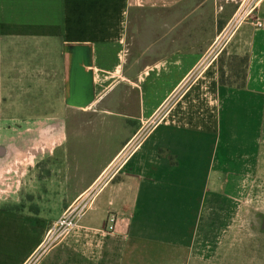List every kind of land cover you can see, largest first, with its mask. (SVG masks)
<instances>
[{"label":"crops","instance_id":"0c3cea01","mask_svg":"<svg viewBox=\"0 0 264 264\" xmlns=\"http://www.w3.org/2000/svg\"><path fill=\"white\" fill-rule=\"evenodd\" d=\"M234 10L220 0H0V264L30 260L48 224L8 206L46 196L67 207L165 105L124 171L35 264H264V2L262 26H242L188 80ZM77 45L92 49L95 100L84 109L64 103V48ZM233 59L244 61L235 87L220 77Z\"/></svg>","mask_w":264,"mask_h":264},{"label":"built area","instance_id":"2783aa9c","mask_svg":"<svg viewBox=\"0 0 264 264\" xmlns=\"http://www.w3.org/2000/svg\"><path fill=\"white\" fill-rule=\"evenodd\" d=\"M263 2L264 0H238L232 15L215 35L206 51L201 55L195 67L190 72L188 80L201 75L221 55L242 26L246 24H252L257 28L262 26L255 19V13ZM166 106L159 109L146 121L141 122L138 130L125 141L91 185L52 223L46 234L47 243H54L72 231L84 213L93 205L98 194L124 171L128 162L139 151L164 116ZM116 223V214L109 212L106 217L105 230L107 232H113Z\"/></svg>","mask_w":264,"mask_h":264},{"label":"rangeland","instance_id":"374dc122","mask_svg":"<svg viewBox=\"0 0 264 264\" xmlns=\"http://www.w3.org/2000/svg\"><path fill=\"white\" fill-rule=\"evenodd\" d=\"M238 0H220V5L227 6L229 8H235ZM243 68H244V61L242 59H233V60H226L225 63V69L223 72H220V77L222 81L225 80H234L237 79L236 83H228V86H239L243 79ZM120 74V73H119ZM226 74V76H224ZM141 126V123L139 126L135 129V131L138 130V128ZM135 131L133 133H135ZM132 136V135H131ZM45 172V171H44ZM63 198V197H62ZM61 197H46V196H28L25 197L26 201L23 202V205L18 206H8L10 208H13L14 210L18 212L24 211L25 208H29L30 211H26L30 214L34 215H40L48 217V224L46 226V229H42L43 232H41L43 235L41 238V245L40 248L36 251V253L31 257L30 260L24 261V264H35L39 258L43 255V252L47 251L52 245H55L58 243V241L54 243H47L46 242V234L50 226L56 219L67 209V206L62 202ZM63 210V211H62ZM74 229V228H73ZM72 229V230H73ZM41 230V229H40ZM62 239V238H61Z\"/></svg>","mask_w":264,"mask_h":264},{"label":"water","instance_id":"95a60500","mask_svg":"<svg viewBox=\"0 0 264 264\" xmlns=\"http://www.w3.org/2000/svg\"><path fill=\"white\" fill-rule=\"evenodd\" d=\"M67 93L64 103L70 107L87 108L95 100L92 67V49L87 45L67 46Z\"/></svg>","mask_w":264,"mask_h":264}]
</instances>
